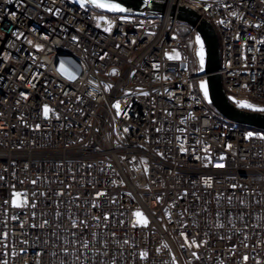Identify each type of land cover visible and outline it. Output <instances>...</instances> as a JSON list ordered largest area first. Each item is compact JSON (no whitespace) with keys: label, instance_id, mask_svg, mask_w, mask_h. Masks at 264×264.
Returning a JSON list of instances; mask_svg holds the SVG:
<instances>
[{"label":"built area","instance_id":"obj_1","mask_svg":"<svg viewBox=\"0 0 264 264\" xmlns=\"http://www.w3.org/2000/svg\"><path fill=\"white\" fill-rule=\"evenodd\" d=\"M147 1L0 0V264H264V130L205 99L179 18L212 24L227 97L258 111L264 0Z\"/></svg>","mask_w":264,"mask_h":264},{"label":"water","instance_id":"obj_2","mask_svg":"<svg viewBox=\"0 0 264 264\" xmlns=\"http://www.w3.org/2000/svg\"><path fill=\"white\" fill-rule=\"evenodd\" d=\"M116 2H119L126 10L112 12L143 10L150 4V2H145V0H116ZM164 9L165 4H160V10L164 11ZM179 18L191 23L194 26L196 25L206 42L207 57L205 72L208 74L207 87L209 98L213 106L229 120L235 121L242 125H247L249 127L264 130V112L247 110L236 106L227 97L222 87L221 77L218 73L221 61L219 40L212 24L205 19H201L200 16L190 8H180Z\"/></svg>","mask_w":264,"mask_h":264},{"label":"snow or ice","instance_id":"obj_3","mask_svg":"<svg viewBox=\"0 0 264 264\" xmlns=\"http://www.w3.org/2000/svg\"><path fill=\"white\" fill-rule=\"evenodd\" d=\"M89 2H91L94 5H96L99 8L107 9V10H111V11H125L126 10V9H124L122 7V5L119 2H116V0H89ZM145 2H147V0H145ZM83 4H84V0H81V5L83 6ZM233 15H236V13H233ZM123 19H127V17H123ZM108 30H110V29H106V31H108ZM73 39L75 40L76 37H73ZM196 41L200 45V49L198 51V55L200 57L201 69H203V66H204L203 42L201 41V38H200L199 35L196 36ZM37 47H42V45H37ZM169 58L170 59H174V58H178V56H176V57L170 56ZM60 67H61L62 72H64V74H66L68 76V79L71 80V79L75 78L74 75L67 73V70L64 69V66L62 64H61ZM116 72H117L116 69H112V74H116ZM200 86L203 89L205 99H207V97H208V89H207L206 83L204 81H201L200 82ZM107 87H111V85H106V88ZM145 95H147V93H145ZM238 103L240 104L241 107H245V108H249V109H253V110H258V111L264 112V107H258L257 105L249 103L248 101H239ZM115 107L118 110L117 114L119 115L120 114L119 113V108H120L119 103H117L115 105ZM43 110H44V115L47 116L48 113H49V107L47 105H45ZM37 127H39V125H37ZM246 136L247 137L260 136V137L264 138V133H257V132L249 131L248 133H246ZM180 150L181 151H185L184 148H181ZM233 187H235V185ZM20 195H21L20 193H15V192L13 193V199H12L13 206H18L16 197H18ZM135 215L137 217H141L142 218L140 220V223H144V224L147 223L146 219H143V214L141 212L137 211L135 213ZM105 218H107V216H105ZM73 223L75 225V221ZM65 243H67V242H65ZM83 246L86 247L87 244L85 243ZM63 251L64 252H68V248H64ZM141 255L144 256V255H147V253H142Z\"/></svg>","mask_w":264,"mask_h":264},{"label":"rangeland","instance_id":"obj_4","mask_svg":"<svg viewBox=\"0 0 264 264\" xmlns=\"http://www.w3.org/2000/svg\"><path fill=\"white\" fill-rule=\"evenodd\" d=\"M96 23L98 25H100L102 28H104L105 30L106 29L111 30L112 20L108 16H103V15L102 16H96ZM110 30H108V31H110ZM208 96H209V92H208ZM238 105H240V104L238 103ZM249 131L255 132L254 129H251Z\"/></svg>","mask_w":264,"mask_h":264}]
</instances>
